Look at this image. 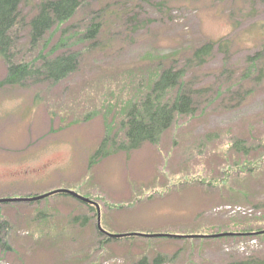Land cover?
<instances>
[{
  "label": "rangeland",
  "instance_id": "1",
  "mask_svg": "<svg viewBox=\"0 0 264 264\" xmlns=\"http://www.w3.org/2000/svg\"><path fill=\"white\" fill-rule=\"evenodd\" d=\"M38 1L21 6L26 23ZM101 9L96 46L72 38L59 51L81 54L76 72L57 84L0 88V200L68 189L98 201L109 234L170 236L99 245L94 211L72 195L4 203L0 240L10 249L0 244V264H264V236L203 239L264 230V71L256 79L264 59L244 77L264 0H84L62 29L83 33ZM17 36L13 60L30 61L44 43L28 47L27 24ZM60 38L51 35L45 49ZM209 41L229 50L217 44L204 65L190 64ZM162 55L209 91L195 115L178 117L158 144L92 163L106 125L121 119L118 102L145 92ZM5 75L0 58V81Z\"/></svg>",
  "mask_w": 264,
  "mask_h": 264
},
{
  "label": "trees",
  "instance_id": "2",
  "mask_svg": "<svg viewBox=\"0 0 264 264\" xmlns=\"http://www.w3.org/2000/svg\"><path fill=\"white\" fill-rule=\"evenodd\" d=\"M229 1L242 3L248 0ZM25 2L26 0H0V57L5 60L7 67L6 77L0 81V87L25 86V83L29 81L51 84L63 81L77 71L81 54L70 50L59 51L71 45L72 38L84 42L89 41L92 47L96 46V39L102 33L106 23L105 15L102 13L106 10L101 9L98 11L99 18L91 19L83 33L75 32L66 35L68 28H62L82 9L84 0H39L34 6V14L27 23L21 11V6ZM157 6H163L162 2L157 3ZM26 24L28 47L33 50L44 44L30 61L24 59L14 61L17 53L14 51L17 41L15 39L23 25ZM60 31L62 38L53 48L46 50L45 45L48 44L51 35L54 36ZM255 31H257L256 40L259 43V50L252 57L247 58L249 68L244 76L246 78L257 70L258 63L264 59V21L255 25ZM228 43L224 41L206 42L193 50L188 62L197 67L202 66L212 56L215 45L218 44V48L226 53L229 50ZM155 58L158 59L159 64L152 69L153 72L149 71V78L151 75L153 78L147 80L148 85L145 87V92L139 91L140 96L129 97L118 102L121 119L119 118L117 122H110V127L106 125L105 137L93 155L92 163L119 152L129 154L147 143H158L162 134L172 127L178 117L192 118L198 106L196 99H203L208 94L207 88H195L191 81H186L187 68L173 67V62L176 61L173 55H162ZM163 62L165 65L162 66ZM263 71V69L259 70L256 75L257 80L262 77ZM219 95L217 92L216 96ZM116 126V131H114ZM121 133L122 137L118 138ZM109 142L110 145L107 147ZM91 209L94 210V208ZM253 235L264 236L262 234ZM0 244L7 247L6 240L3 242L0 240Z\"/></svg>",
  "mask_w": 264,
  "mask_h": 264
},
{
  "label": "water",
  "instance_id": "3",
  "mask_svg": "<svg viewBox=\"0 0 264 264\" xmlns=\"http://www.w3.org/2000/svg\"><path fill=\"white\" fill-rule=\"evenodd\" d=\"M62 192H70V191H64V190H63ZM70 194L75 195V196L79 197L80 199L87 201L85 198L79 196L78 194H75V193H73V192H70ZM45 196H46V195H45ZM45 196L38 197V198H35V199H40V198H43V197H45ZM9 201H12V200H0V202H9ZM95 207H96V210H97L98 228H99L100 230H102V229H101V226H100V208H99L98 205H95ZM219 236H224V235H219ZM115 237H120V236H115Z\"/></svg>",
  "mask_w": 264,
  "mask_h": 264
}]
</instances>
